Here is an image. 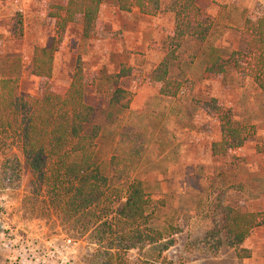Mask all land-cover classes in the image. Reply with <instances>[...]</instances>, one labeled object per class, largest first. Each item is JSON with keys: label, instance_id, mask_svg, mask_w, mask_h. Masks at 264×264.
I'll return each mask as SVG.
<instances>
[{"label": "rangeland", "instance_id": "374dc122", "mask_svg": "<svg viewBox=\"0 0 264 264\" xmlns=\"http://www.w3.org/2000/svg\"><path fill=\"white\" fill-rule=\"evenodd\" d=\"M65 1L0 0V79L16 80L23 96H36L44 83L62 94L80 65L86 102L102 124L97 154L106 176L114 184L143 181L153 202V226L165 224L173 234L167 259L264 264V225L230 247L222 223L226 206L264 212V92L231 68L215 77L205 73L212 55L226 61L243 51V23L264 13V0H194L208 26L203 41L176 38L170 0H161L154 17L121 12L115 0H102L88 36L78 22L60 28ZM35 48L52 52L48 79L30 72ZM165 61L167 78L183 92L177 98L161 96L151 78ZM121 70L127 75L117 85L132 99L127 110H111L112 76ZM211 99L235 121L255 127L252 139L221 156L212 150L220 137L217 122L204 109ZM19 160L21 188L0 197V264H105L110 241L98 244L62 224ZM140 254L130 250L125 264H140ZM122 255L115 262H123Z\"/></svg>", "mask_w": 264, "mask_h": 264}, {"label": "trees", "instance_id": "16d2710c", "mask_svg": "<svg viewBox=\"0 0 264 264\" xmlns=\"http://www.w3.org/2000/svg\"><path fill=\"white\" fill-rule=\"evenodd\" d=\"M170 2L176 38L203 41L208 26L195 1ZM101 3L102 0H66L59 16L60 28L78 22L84 36L90 35L95 30ZM115 4L121 12L137 10L148 17L156 16L161 9V0H115ZM240 37L243 51L232 52L226 61L212 55L205 73L215 77L231 68L264 92V13L257 18H246ZM30 72L38 78H50L49 49H34ZM126 75L121 70L112 76L114 89L108 101L111 110L129 108L131 92L117 85ZM167 75L165 61L152 72L151 78L160 85L161 96L177 98L183 93L180 83L169 80ZM204 105L218 125L219 141L212 146L215 156L238 149L254 137V125L235 121L231 111L216 100L206 101ZM101 130L97 110L85 99L80 65L62 94L44 83L36 96H23L16 80L1 78L0 197L21 188L20 156L62 224L88 233L98 244L110 241L104 247L108 253L105 264L128 263L124 255L130 250L141 253L140 264H172L164 253L171 246L173 234L165 224L153 226V202L145 192L143 181L131 178L123 185L114 184L106 176L97 154ZM222 223L226 244L236 247L264 225V212L226 206ZM120 253L123 262H115V256Z\"/></svg>", "mask_w": 264, "mask_h": 264}, {"label": "built area", "instance_id": "2783aa9c", "mask_svg": "<svg viewBox=\"0 0 264 264\" xmlns=\"http://www.w3.org/2000/svg\"><path fill=\"white\" fill-rule=\"evenodd\" d=\"M65 242H66V244H64L65 247H68V245L71 244V240L70 239H67ZM20 264H24V262L21 260Z\"/></svg>", "mask_w": 264, "mask_h": 264}]
</instances>
